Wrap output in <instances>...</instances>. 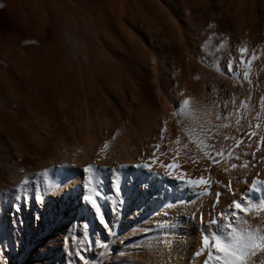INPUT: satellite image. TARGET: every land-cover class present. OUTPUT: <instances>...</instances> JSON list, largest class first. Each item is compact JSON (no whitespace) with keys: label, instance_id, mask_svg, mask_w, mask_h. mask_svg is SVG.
<instances>
[{"label":"rangeland","instance_id":"obj_1","mask_svg":"<svg viewBox=\"0 0 264 264\" xmlns=\"http://www.w3.org/2000/svg\"><path fill=\"white\" fill-rule=\"evenodd\" d=\"M253 17L263 22L264 0H0V264H29V258L37 264H137L131 253L148 236L132 216L122 219L121 238L104 245L95 229L88 232L73 218L55 222L56 203L49 205L50 196L37 203L33 189L43 191L33 181L61 164H77V151L81 161H95L93 139L110 134L109 162L93 169L113 176L118 169V175L126 160L116 161L117 155L149 153L159 116L166 107L180 111L179 102L192 95L184 112L194 132L207 134L213 125L196 108L212 85L201 76L215 72L224 52L205 53L201 34L216 25L239 32ZM228 43L240 42L230 37ZM193 108L201 115L194 117ZM23 190L29 202L13 213V198ZM77 234L90 242L83 250L77 241L83 261L64 241Z\"/></svg>","mask_w":264,"mask_h":264},{"label":"bare ground","instance_id":"obj_2","mask_svg":"<svg viewBox=\"0 0 264 264\" xmlns=\"http://www.w3.org/2000/svg\"><path fill=\"white\" fill-rule=\"evenodd\" d=\"M247 24L248 26H243L244 29L242 27L239 32L217 25L206 27L200 37L201 48L205 53L211 52L213 48L218 50L217 52H224H219L215 72L201 76V81L207 79L212 85V94L209 92L208 97L204 94L205 103L203 102L202 108H196L204 117L203 122L205 121L207 126L213 125L212 130L210 129L212 133L208 131L207 134H197L198 129L194 132L193 121H190L192 119L185 113L188 111L183 108L180 111H172L166 107V112L159 116L162 126L157 127L154 135L152 133L154 138L149 153L145 154V151L141 150L140 158L136 159L138 153L131 154L122 147L126 152L123 155L119 153L121 156L117 155L118 158H115L116 161H121L122 158L126 160H122L126 167L120 168L118 175L115 174L120 187L119 195L114 191L113 174L102 175V172L99 173L93 168L89 172L83 171L88 165L109 162L105 161L109 160V148L106 150L103 142H106L111 134L107 138V135L95 136V161L85 158L83 160L86 161H81V156H75L77 151L73 154L74 158L72 157L76 159L77 164L72 163L69 167L61 164L47 172L44 171L45 173H41L33 181V184L42 188V197L50 196L49 205L56 203L59 216H53L55 222L61 221L63 216L73 218L76 225L87 224L88 232L95 229L98 238L105 242L104 245H109L113 239L121 238L119 234L122 219L132 216L133 224L148 236L145 240L142 239L143 246L136 245L139 248L135 246L131 253L134 259H139L137 264H205V261L207 264H218L214 259V250L202 246L201 240L204 235H207L210 241L215 238V226H210L209 222L213 217L223 216L226 212L229 220L221 226L226 225L227 232H234L245 239L251 235L255 237L257 244L260 243V238L264 236V29H260L262 25L264 27V20L262 22L253 17ZM230 37H235L240 43L230 46ZM219 39L225 41L216 47L215 42ZM241 47L247 49L244 54L246 59L254 53L256 56L247 67V79L243 77L245 67L239 64L238 50ZM229 60L234 65L230 74L226 71ZM178 93L182 95L181 98L188 95ZM193 96L187 97L191 103L195 99ZM192 112L191 109L190 114ZM195 112L201 115L195 110L194 117ZM201 120L199 122H202ZM156 124L160 125L159 122ZM200 126L207 128L204 127L205 124ZM109 143L112 145L111 141L107 144ZM157 144L160 145L159 148L155 147ZM113 157L110 162L114 160ZM77 159H80L81 164ZM152 160L156 163L152 164L151 169L134 167L137 164L152 163ZM172 162L179 164V167L173 170V176L183 172L184 181L163 174L164 169L160 168V164L167 165ZM117 164L119 165V162ZM69 172L75 176H70ZM189 177H204L210 183L192 186L186 183ZM96 190L101 193L96 199L104 219L112 225L110 233L99 224L94 210L82 198L86 195L95 196ZM117 200L122 202V207L114 214L112 206ZM234 200H243L242 208L245 210L237 212L232 205ZM232 212H237L235 219L231 218ZM34 215L36 217V213ZM33 222L35 234L38 235V224L35 220ZM219 223L221 222L218 221ZM221 238L226 242L229 239L226 233H221ZM209 252L212 255H208ZM246 261L247 264H264V247L249 249ZM28 262L38 263L37 260L30 261V258Z\"/></svg>","mask_w":264,"mask_h":264},{"label":"snow or ice","instance_id":"obj_3","mask_svg":"<svg viewBox=\"0 0 264 264\" xmlns=\"http://www.w3.org/2000/svg\"><path fill=\"white\" fill-rule=\"evenodd\" d=\"M240 56H239V64L243 65L245 67V70L243 71V77L245 79L248 78L249 72L247 70V67L251 64L252 60L256 58L255 53L252 55V57L247 58L245 57V52L247 51L246 48L241 47L239 50ZM234 70V65L231 60L227 62L226 65V71L227 73H231ZM264 100V98H262ZM243 105V101L241 102ZM189 105V99L185 98L183 99L182 102H179V106L183 108L184 106ZM163 132V129H161ZM179 142V141H177ZM108 144L105 142L104 148H107ZM156 148H159L160 145H155ZM153 156H155V153H153ZM156 161L152 160V163H143V164H137L134 165V167L137 168H144V169H151L152 164H155ZM126 167L125 165L121 164L118 166V168H124ZM179 164L176 162L169 163L167 165L165 164H160V168L164 169V173L173 179L184 181V173L180 172L173 176V170L178 168ZM93 168L92 165L86 166L83 171L84 172H89V170ZM118 169H113L114 173V178H113V184H115L114 191L119 195L120 193V187L119 183L115 178V173ZM91 182V181H90ZM187 184L192 185V186H200V185H206L210 183V181L205 180L204 177H200L198 179H193L189 177V179L186 181ZM229 190H231L229 186ZM101 196V193L96 190L95 191V196L91 195H86L83 196L82 198L88 202L90 205V208L94 210L95 216L99 221V224L106 230V231H111L112 225L106 222L104 219V216L101 212V207L99 206L96 197ZM219 197V193H217V198ZM33 198L37 203L42 202V195L40 193V190L38 188L33 189ZM14 202L11 204L12 212L13 213H19L21 210V206H27L29 202V192L27 190L21 191L19 194H17L13 198ZM183 203V202H180ZM243 200H234L232 201V205H234V208L237 210V212H242L245 209L242 208ZM120 207H122V202L120 200H117L113 206L112 210L113 213L115 214L117 211L120 210ZM237 212H232L231 213V218L235 219ZM35 219H39L38 216L34 217ZM229 220V215L228 213H224L223 216L217 215L213 217V219L209 222L210 226H215L214 231L216 233L215 238L213 240H209L207 235H204L202 240H201V245L204 247H210L211 249L214 250L215 256L214 259L218 262V264H247L246 257L248 256V251L249 249H255L257 247H264V236L260 238V243L257 244L255 237L249 235L246 239L240 235L235 234L234 232H227V226H221L224 224V222H227ZM218 221L221 223L218 224ZM85 228H87V224L84 225ZM221 233H226L229 237L228 241L226 242L224 239L221 238ZM79 240L80 244L84 245L83 250H87L89 247L88 243V237L83 234H77V235H66L64 237V241L69 245V252L72 250L73 246L76 247V255L79 257L81 261H83L85 258L82 254L83 250L79 248V245L77 244V241ZM67 254V253H66ZM255 255V252L252 253ZM208 255H212L211 252L208 253ZM205 264L207 262L205 261Z\"/></svg>","mask_w":264,"mask_h":264}]
</instances>
